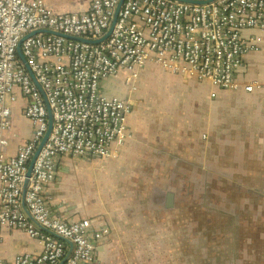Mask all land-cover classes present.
<instances>
[{
  "label": "crops",
  "instance_id": "obj_1",
  "mask_svg": "<svg viewBox=\"0 0 264 264\" xmlns=\"http://www.w3.org/2000/svg\"><path fill=\"white\" fill-rule=\"evenodd\" d=\"M92 1L45 0L57 12L87 11ZM246 34L260 32L248 29ZM147 68L128 118L132 137L118 157L58 156L56 177L46 190L51 214L68 221L89 218L92 231L108 229L89 264H264L257 221L264 216V35L260 49L247 55L238 72L243 83L257 81L253 91L243 86L214 97L210 84L160 66ZM123 74L104 81L109 94H117ZM15 92L11 144L0 152V163L33 137L26 114L31 99L19 88ZM183 100L195 111L187 117L189 130L180 123ZM200 107L201 128L195 123ZM183 182L186 207H179L171 185ZM54 235L70 256L74 243ZM43 247L41 237L21 227L1 228L5 264L25 253L40 254Z\"/></svg>",
  "mask_w": 264,
  "mask_h": 264
},
{
  "label": "built area",
  "instance_id": "obj_2",
  "mask_svg": "<svg viewBox=\"0 0 264 264\" xmlns=\"http://www.w3.org/2000/svg\"><path fill=\"white\" fill-rule=\"evenodd\" d=\"M120 1L93 0L88 13L78 14L57 12L45 0H0V152L11 144V103L17 101V88L31 99L26 114L34 128L33 137L0 163V231L3 226L21 227L44 243L40 254L19 255L13 264H89L95 259L96 242L108 229L92 231L89 218L53 216L46 190L56 177L59 155L115 157L129 138L131 103L108 95L106 79L124 73V84L132 90L138 69L151 63L182 77L209 78L217 92L254 88L240 82L237 68L245 54L260 49L264 0H125L108 40L96 44L66 37H102ZM44 28L65 35L40 32ZM247 29L260 35L247 37ZM19 45L54 119L25 194L30 164L49 129V114L17 52ZM24 202L35 223L24 212ZM54 233L74 243L70 256ZM0 264H5L1 256Z\"/></svg>",
  "mask_w": 264,
  "mask_h": 264
},
{
  "label": "rangeland",
  "instance_id": "obj_3",
  "mask_svg": "<svg viewBox=\"0 0 264 264\" xmlns=\"http://www.w3.org/2000/svg\"><path fill=\"white\" fill-rule=\"evenodd\" d=\"M150 66L159 67L158 65L151 64V63L140 67L138 69V71H137V76L135 78H133V80H135V87L132 90H128V88L125 87V84L123 83V80L125 78V74L122 75V83L120 85V88H118L117 93L121 97L129 98V100L131 101L130 103L132 105H134V102H137L139 100L138 99V93H139V91L141 89V85L144 84V82H141V85H140L142 73L147 67L149 68ZM150 81L152 83H151V85H149V88H151V89L155 88L156 75L154 73H152ZM170 91H171V94H173V89H171ZM175 95H177V94L175 93ZM185 101L186 100H183V104H182V106L185 108V110H184V118H180L181 119L180 123L182 125H184L187 130H189L190 121L187 119V117H193L195 115V111H194V108L189 106ZM187 107L191 108V110L189 112H187V110H186ZM131 111H132V107H131ZM198 113L200 114V118L197 119L195 121V123L197 124V126L199 128H201L202 127V119H201L202 107H200V110L198 111ZM100 165H101L100 162H98L97 166H100ZM185 170L186 169L184 168L183 171L185 172ZM171 187H172V189L176 188V190L178 191V194H179V207H186V199H187V184H186V182L178 183L176 185L172 184ZM260 227H261L260 228V233H261V236L263 237L264 236V226L260 225Z\"/></svg>",
  "mask_w": 264,
  "mask_h": 264
},
{
  "label": "water",
  "instance_id": "obj_4",
  "mask_svg": "<svg viewBox=\"0 0 264 264\" xmlns=\"http://www.w3.org/2000/svg\"><path fill=\"white\" fill-rule=\"evenodd\" d=\"M124 1H125V0H121V1H120L119 5H118V7H117V9H116V14H115V17L113 18V22H112V24H111V27L109 28L108 33H107L104 37H101V38L96 39V40H89V39H83V40H85V41H87V42H94V43L98 44V43L101 42L102 40L108 38V37L110 36L112 30H114V27H115V25H116V23H117V20H118V16H119V13H120V9L122 8ZM185 1H189V0H185ZM197 2H209V0H199V1H197ZM18 54H19L20 57H22L23 61L26 62V57L24 56V54H23V52H22L21 45H19V47H18ZM27 67H28L29 72H30L31 75H32L33 80L37 83V78H36L35 74L32 72V70H31V68L29 67V65H27ZM39 87L41 88V85H39ZM46 103H47V105H48V109H49V129H48V131L46 132L44 138L42 139V141H41V143H40V145H39V147H38V149H37V151H36V153H35V155H34V158H33V160H32V163L30 164L29 171H28V173H27V179H26V181H25V185H24V194L26 193V190H27V187H28V184H29V178H30L31 173H32V170H33L34 162H35V160L37 159V157H38V155H39V153H40L42 147L44 146V144L46 143L47 139L49 138V136H50V134H51V132H52V129H53V125H54V124H53V121H54V119H53V114H52V111H51V108H50V105H49L48 100H46ZM128 125H129V124H128ZM129 133H130V136H129L128 139H130V138L132 137L131 131H129ZM128 139H127V140H128ZM127 140H126V141H127ZM126 141H125V142H126ZM124 144H125V143H124ZM124 144H123V145H124ZM123 145H122V146H123ZM263 202H264V199H263ZM257 221H258L259 225H263V226H264V216H263V215H262V216H259V219H258ZM260 237H262V236H260ZM260 244H261V245L264 244V239H263V237H262V239H260ZM65 262H66V259L63 261V263H65Z\"/></svg>",
  "mask_w": 264,
  "mask_h": 264
},
{
  "label": "bare ground",
  "instance_id": "obj_5",
  "mask_svg": "<svg viewBox=\"0 0 264 264\" xmlns=\"http://www.w3.org/2000/svg\"><path fill=\"white\" fill-rule=\"evenodd\" d=\"M177 1H181V0H177ZM212 1H215V0H209V2L208 3H210V2H212ZM125 2V1H124ZM119 5V4H118ZM123 5H124V3H123ZM48 6V5H47ZM92 6H93V3L91 4V6L89 7V9L87 10V11H80V12H74V11H64V12H72V13H78V14H82V13H88L90 10H91V8H92ZM49 7V6H48ZM123 7V6H122ZM52 9V8H51ZM54 10V9H53ZM120 12H121V9H120ZM115 14H116V12H115ZM115 14H114V17H115ZM119 15H120V13H119ZM113 17V18H114ZM118 18H119V16H118ZM108 31H109V29H107L106 31H105V33L103 34V36L102 37H104L107 33H108ZM246 31H248V29L246 30ZM246 31L244 32V35L245 36H247V37H252V36H248L247 34H246ZM40 32H42V33H48V34H56V35H65L64 33H62V32H55V31H53V30H51V29H46V28H44V29H42ZM112 33H113V30H112V32H111V34H110V36L112 35ZM260 35V34H259ZM110 36L108 37V38H106V39H104V40H102L101 42H103V41H106V40H108L109 38H110ZM258 36V35H257ZM66 37L68 38V39H71V38H74L73 40H78V41H84V42H87V41H85V40H83V39H89V40H96V39H99V38H101V37H99V38H87V37H81V36H75V35H66ZM263 41V40H262ZM101 42H99V44L101 43ZM89 43H94V42H89ZM262 43V42H261ZM261 43L259 44V46L261 47ZM19 47V46H18ZM21 49H22V52H24L23 51V48H22V46H21ZM17 52H18V48H17ZM247 55H248V53L247 54H245V58H243V62H242V64L241 65H239L238 66V68H237V72H239L242 68H244V66H245V64H246V59H247ZM21 59H22V57H20ZM22 61H23V59H22ZM24 62V61H23ZM26 64H27V60H26V62H25ZM28 65V64H27ZM116 75H119V74H116ZM176 75V74H175ZM197 78V77H196ZM196 80H198V81H200V82H204V83H207V84H212V80L211 79H209V78H197ZM240 82H242V81H240ZM256 82L257 81H255V80H252L250 83H248V84H253L254 85V88H253V90L256 88ZM36 85H37V87L39 88V90L41 91V93H42V96L44 97V99H45V101L46 100H48V98H47V96H46V93H45V91H44V89H43V87H42V85H41V83L39 82V81H37V83H35ZM39 85H41V88L39 87ZM125 87L126 88H128V85H126L125 84ZM212 88V91L214 92V93H217L216 95H215V97H217V95L220 93V92H217V89H216V87H214V86H212L211 87ZM242 87H239V88H232V89H230V90H238V89H241ZM245 89H246V87H244ZM104 89H105V85H104ZM128 90H129V88H128ZM247 90V89H246ZM252 90V91H253ZM16 91V90H15ZM105 91H106V89H105ZM248 91V90H247ZM22 92V91H21ZM23 93V92H22ZM106 93L108 94V95H118V96H120L118 93L117 94H109L107 91H106ZM24 94V93H23ZM17 95V94H16ZM25 95V94H24ZM27 97H29L28 95H26ZM121 97V96H120ZM30 98V97H29ZM125 99H127V101H129V103L131 102L130 100H129V98H126V97H124ZM17 99H18V95H17ZM28 103H31L30 101L28 102ZM51 108V107H50ZM51 111H52V114H53V110H52V108H51ZM48 114H49V109H48ZM53 124H54V121H53ZM120 152H121V150H119V154H118V156L120 155ZM87 156H89V155H87ZM118 156H115V157H118Z\"/></svg>",
  "mask_w": 264,
  "mask_h": 264
},
{
  "label": "flooded vegetation",
  "instance_id": "obj_6",
  "mask_svg": "<svg viewBox=\"0 0 264 264\" xmlns=\"http://www.w3.org/2000/svg\"><path fill=\"white\" fill-rule=\"evenodd\" d=\"M134 105H132L131 104V107H132V111L134 110V107H133ZM132 111H131V113H132ZM131 113L129 114V116H128V118H130V116H131ZM129 124V123H128ZM129 131H130V126H129V129H128Z\"/></svg>",
  "mask_w": 264,
  "mask_h": 264
}]
</instances>
